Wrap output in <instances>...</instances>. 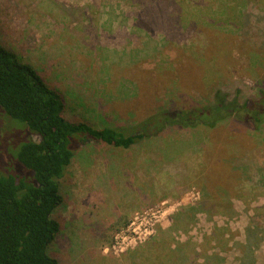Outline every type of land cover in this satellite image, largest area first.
Masks as SVG:
<instances>
[{
  "label": "rangeland",
  "instance_id": "374dc122",
  "mask_svg": "<svg viewBox=\"0 0 264 264\" xmlns=\"http://www.w3.org/2000/svg\"><path fill=\"white\" fill-rule=\"evenodd\" d=\"M0 37L99 127L264 92V0H0ZM61 186L58 264H264V122L90 142Z\"/></svg>",
  "mask_w": 264,
  "mask_h": 264
},
{
  "label": "trees",
  "instance_id": "16d2710c",
  "mask_svg": "<svg viewBox=\"0 0 264 264\" xmlns=\"http://www.w3.org/2000/svg\"><path fill=\"white\" fill-rule=\"evenodd\" d=\"M68 107L63 93L0 37V264L59 263L51 246L60 232L54 213L63 203L61 180L85 144L128 149L168 126L215 128L234 119L259 127L264 122V92L240 103L218 90L203 107L149 113L128 128L70 120Z\"/></svg>",
  "mask_w": 264,
  "mask_h": 264
},
{
  "label": "crops",
  "instance_id": "0c3cea01",
  "mask_svg": "<svg viewBox=\"0 0 264 264\" xmlns=\"http://www.w3.org/2000/svg\"><path fill=\"white\" fill-rule=\"evenodd\" d=\"M187 260H188L189 264H192V263L195 264V261H192V258L189 257V259H187Z\"/></svg>",
  "mask_w": 264,
  "mask_h": 264
}]
</instances>
